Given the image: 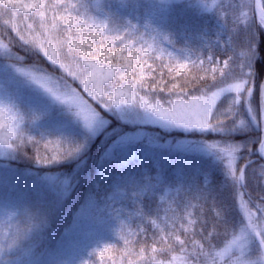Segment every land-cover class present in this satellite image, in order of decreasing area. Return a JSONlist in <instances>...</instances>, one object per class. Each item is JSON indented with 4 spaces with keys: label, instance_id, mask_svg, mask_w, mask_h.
I'll return each mask as SVG.
<instances>
[{
    "label": "snow or ice",
    "instance_id": "obj_1",
    "mask_svg": "<svg viewBox=\"0 0 264 264\" xmlns=\"http://www.w3.org/2000/svg\"><path fill=\"white\" fill-rule=\"evenodd\" d=\"M192 6V0H94L92 6L86 0H0V16L9 17L8 35L0 33V59L14 58L22 65L0 64V168L7 167L5 160H27L48 169L71 164L67 174L39 177L53 191L59 189V203L78 187L74 182L97 145L98 167L112 163L127 169L135 161L150 165L137 173L138 180H130L131 195L141 204L152 195L154 207L136 209L144 226L122 237L123 259L113 264H176L179 256L183 264H216L217 257H225V264H264V207L251 202L259 213L253 220L244 193L241 209L249 223L239 235L233 231L219 252L214 241L220 230L227 235L236 225L216 201L207 176L199 184L190 182L177 165L167 198L155 204V192H163L169 179L167 161L158 151L180 150L189 143L161 144L155 129L214 137L217 143L207 147L221 162L228 160L233 208L237 186L247 187V171L257 165L251 157L264 161V2L197 0L229 35L224 58L214 51L222 47L219 39L203 50L191 46L193 36L206 33L178 24L177 13ZM18 13L32 21L25 23V31L11 24ZM253 29L259 30L258 48L253 47ZM13 40L42 63L24 66ZM29 90L36 110L22 111L20 102ZM52 113L59 115L56 126L47 122ZM258 167L264 174V163ZM207 213H213L210 223ZM22 219L24 227L18 225L15 232L0 230V264H73L58 257L26 261L31 249L25 251L22 241L47 229L50 218L24 209ZM107 250L105 246L99 256Z\"/></svg>",
    "mask_w": 264,
    "mask_h": 264
},
{
    "label": "trees",
    "instance_id": "obj_2",
    "mask_svg": "<svg viewBox=\"0 0 264 264\" xmlns=\"http://www.w3.org/2000/svg\"><path fill=\"white\" fill-rule=\"evenodd\" d=\"M27 2V0H25ZM90 6L94 4V0H86ZM94 12V7L92 8ZM25 13H18L17 16L11 18V24L16 25L25 31V23L32 21L21 19ZM177 23L182 25L185 23L197 26L202 24L204 17L199 15L196 8H185L177 13ZM9 20L7 16H0V33L7 36V27L5 21ZM14 36V33H12ZM11 38V37H9ZM30 38V37H28ZM8 42L7 39L4 40ZM260 43V37H259ZM13 51L17 55L25 57V65L33 63H42L35 57H29L23 52L20 45L13 40ZM193 48L199 47L204 49L201 42L192 38ZM181 45H177V48ZM171 51V49H169ZM218 56L224 57L222 48L215 49ZM176 53H174L175 55ZM0 64H17L15 59H0ZM47 67V65H44ZM51 71V69H49ZM211 82V81H209ZM32 94L29 91L23 93L21 100V110L29 107L33 111L36 110L34 103H30ZM221 102V101H220ZM59 121L58 113H52L47 122L56 126ZM159 130V129H155ZM174 134L170 133V136ZM183 136V135H180ZM197 137V136H193ZM99 145L93 147L87 157V164L84 171L77 182L78 187H75L71 192L70 199L57 203V192L50 189L46 184L39 182V177L48 173L67 174L72 165L54 166L51 169L40 168L30 161H8L12 166V172L6 177L7 182L0 185V230L6 233L16 231L19 225L24 227L22 213L24 209H30L33 213L46 215L50 218V226L42 233L36 234L33 238L22 241V248L27 251L31 249V254L25 257V260L35 261H50L54 257L73 261V264H79L81 259H87L89 264H113V261L123 259L122 252L124 243L122 237L127 235L129 229L136 230L138 227H143L139 216L136 214V209L154 207L153 196L149 195L148 199L143 204L136 201L131 195L132 184L130 180H138L137 173L146 171L150 165H142L140 162H133L127 169H120L115 164L105 163L102 168L98 167ZM31 155V149L28 150ZM176 161L173 159L167 162V175L169 177L164 185L163 192L157 191L154 194L155 204L161 203V197L167 198L170 191V186L176 180ZM119 170V174L113 177L112 170L109 167ZM183 170V175L190 182L199 184L206 176L210 180L208 187L212 190L217 202L223 203L228 209L229 219L236 227H229L228 234L225 235L223 229L214 243L222 249L228 241L231 240V233H239L244 224L245 214L240 205V194H236L235 208L232 206V178L227 175L226 170L221 162H215L209 158H194L180 165ZM155 175V173H151ZM100 180L101 188L98 192L95 191V182ZM178 183V182H177ZM118 193H125L120 196ZM257 195H261L257 193ZM143 199V198H141ZM90 200L95 201V206L90 205ZM211 202L207 207H210ZM147 206V207H146ZM119 209L120 211H114ZM213 213H207L205 218L211 222ZM11 217V219H10ZM243 220V224L241 223ZM80 223L76 229L74 225ZM163 227V225H161ZM155 231L152 228L149 232ZM199 239V236H197ZM107 246V251L103 257L99 256V251ZM119 250V251H118ZM90 253H94L90 255ZM12 255V254H10ZM131 259V258H129ZM183 261V257L179 256L177 261Z\"/></svg>",
    "mask_w": 264,
    "mask_h": 264
},
{
    "label": "rangeland",
    "instance_id": "obj_3",
    "mask_svg": "<svg viewBox=\"0 0 264 264\" xmlns=\"http://www.w3.org/2000/svg\"><path fill=\"white\" fill-rule=\"evenodd\" d=\"M262 2H264V0H262ZM192 4H193L192 7L196 8L199 12V15L204 17V19H205L202 24H199V25L194 26V27L196 30H202V33H206V35H203L202 37H201V35H195V36H193V39H195L198 42H201L203 45L206 43H209V42L215 43L219 39L221 42V45H222L221 48L223 49L224 41H227L229 39V35L227 33H225L224 29L222 28V26H221L222 22L220 20H218L217 17H215L211 12L202 11L197 6V0H192ZM257 19H258V17H257ZM253 31L256 33V43L253 45V47L258 48L259 47V37H260L259 30L253 29ZM223 51H224V49H223ZM215 54H216V52H215ZM216 56H217V58H224L222 56H218L217 54H216ZM254 82H255V80H253V83ZM223 98H224L223 96L218 97L212 103L214 105H218ZM262 117H263V114H262ZM149 127H151V126H149ZM153 134L158 135L159 143H161V144H167L169 141H172L173 145H175L176 142H178V141H185L186 140L189 142L187 144V146H182V148L180 150H175L172 152H169L167 149L159 150L158 154H159V152H162L163 156L167 162H171V160L174 159L177 164L183 165L186 162H188L191 159H194L196 157L197 158H209L215 162H221L217 158V155L214 152V150L207 147V145L217 143V141L212 136H209V137H204V136L185 137V136H180V135L170 136V133L165 132L163 129L154 130ZM135 162H139V161H135ZM3 163L6 164L7 167L6 168H0V185L7 182L6 177L9 175V172H12V169L10 168L12 166L9 164V162L7 160H5V161H3ZM221 163L223 164V166L226 170V173H227L228 160L224 159ZM109 169L112 170L111 173H112L113 177L115 175L117 176L120 172L119 170L114 169L112 166H110ZM256 170L259 172H256L255 170H253L250 173V175L247 177V187L250 190V192L252 191L253 188L255 189V191L251 192V196L254 199L253 202L255 204H257V206L264 207V205L261 204V197L264 196V174H261L259 168ZM227 175H228V173H227ZM100 180L101 179H98L95 182V186H94L95 188L94 189L96 192H98L99 189L101 188ZM238 188H239V186H238ZM240 193H244V200L245 201H248L249 203L252 202L250 199L247 198L244 190L239 188V194ZM257 193H259L261 195L258 196ZM241 204H242V201L240 199V205ZM248 206L251 208V211L254 214L252 219L255 220L256 216H258L259 213L256 212L255 207H251L250 204H248ZM243 213L245 214L244 211H243ZM245 220L246 221L244 222L242 227L245 224L249 223V218L246 215H245ZM79 226H80V223L77 224V226L74 225V228L76 229ZM237 235H239V233ZM222 249L218 250L217 252L222 251ZM176 264H183V261L182 260L176 261ZM216 264H225V257H217Z\"/></svg>",
    "mask_w": 264,
    "mask_h": 264
},
{
    "label": "flooded vegetation",
    "instance_id": "obj_4",
    "mask_svg": "<svg viewBox=\"0 0 264 264\" xmlns=\"http://www.w3.org/2000/svg\"><path fill=\"white\" fill-rule=\"evenodd\" d=\"M253 150H254V146H253ZM251 159H252L253 161H256V162H257V165H254L252 168H249V169H248V171H247V177L250 175V173H251L253 170H255L256 172H259V171L256 170V169L259 168L258 165L264 163V161H260L259 158H258L257 156H255V155H253V156L251 157ZM255 168H256V169H255ZM245 183L247 184V179H246ZM243 190H244V192L246 193L247 198L250 199V200L253 202L254 199H253V197L251 196V192L255 191V189L253 188L252 191L250 192V190L248 189V187H246V188H244ZM262 197H264V196H262ZM249 204L251 205V203H249ZM256 205H257V204H256Z\"/></svg>",
    "mask_w": 264,
    "mask_h": 264
},
{
    "label": "water",
    "instance_id": "obj_5",
    "mask_svg": "<svg viewBox=\"0 0 264 264\" xmlns=\"http://www.w3.org/2000/svg\"><path fill=\"white\" fill-rule=\"evenodd\" d=\"M261 2H262V1H261ZM257 17L259 18V14H258V12H257ZM253 87H254V84H253ZM262 121H264L263 117H262Z\"/></svg>",
    "mask_w": 264,
    "mask_h": 264
},
{
    "label": "bare ground",
    "instance_id": "obj_6",
    "mask_svg": "<svg viewBox=\"0 0 264 264\" xmlns=\"http://www.w3.org/2000/svg\"><path fill=\"white\" fill-rule=\"evenodd\" d=\"M262 1V0H261ZM263 119H264V114H263Z\"/></svg>",
    "mask_w": 264,
    "mask_h": 264
}]
</instances>
